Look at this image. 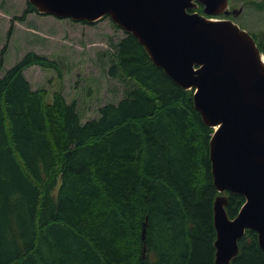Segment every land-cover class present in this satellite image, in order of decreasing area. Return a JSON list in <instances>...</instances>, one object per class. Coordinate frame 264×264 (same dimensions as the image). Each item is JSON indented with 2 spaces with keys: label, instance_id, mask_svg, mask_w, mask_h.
I'll use <instances>...</instances> for the list:
<instances>
[{
  "label": "trees",
  "instance_id": "trees-1",
  "mask_svg": "<svg viewBox=\"0 0 264 264\" xmlns=\"http://www.w3.org/2000/svg\"><path fill=\"white\" fill-rule=\"evenodd\" d=\"M33 12L28 3L17 19ZM124 33L109 68L124 95L85 122L74 100H50L24 75L34 65L60 74L57 61L31 51L4 69L0 58V264H214V201L225 195L232 219L245 199L213 184V128L193 90ZM252 35L264 54V30ZM238 249L231 264H264L254 231Z\"/></svg>",
  "mask_w": 264,
  "mask_h": 264
},
{
  "label": "water",
  "instance_id": "water-1",
  "mask_svg": "<svg viewBox=\"0 0 264 264\" xmlns=\"http://www.w3.org/2000/svg\"><path fill=\"white\" fill-rule=\"evenodd\" d=\"M36 11L75 22L108 17L143 46L152 63L193 90L202 122L213 128L209 158L219 193L245 202L234 218L213 204L214 264H231L246 230L264 250V61L252 35L229 19L228 0H28ZM202 6L203 14L190 12ZM239 14L241 9H234ZM144 233V232H143Z\"/></svg>",
  "mask_w": 264,
  "mask_h": 264
},
{
  "label": "rangeland",
  "instance_id": "rangeland-1",
  "mask_svg": "<svg viewBox=\"0 0 264 264\" xmlns=\"http://www.w3.org/2000/svg\"><path fill=\"white\" fill-rule=\"evenodd\" d=\"M247 1L228 0L229 9H242L233 21L250 34L264 30V8L256 9ZM27 4L28 0H0L3 68L9 69L31 51L57 61L60 74L34 65L24 75L33 89H46L48 99L58 91L67 102L74 100L82 122L98 117L101 106L117 104L126 84L109 74L113 52L110 43L124 37V31L108 17L89 25L33 12L20 21L17 18L23 15Z\"/></svg>",
  "mask_w": 264,
  "mask_h": 264
},
{
  "label": "flooded vegetation",
  "instance_id": "flooded-vegetation-1",
  "mask_svg": "<svg viewBox=\"0 0 264 264\" xmlns=\"http://www.w3.org/2000/svg\"><path fill=\"white\" fill-rule=\"evenodd\" d=\"M232 10H234L233 8H231V9H229V14H222V15H220V16H222V18L223 19H229V20H233L234 18H236L237 16H239L240 15V13L242 12H240L239 14H233L231 11ZM201 14H203V10H202V13Z\"/></svg>",
  "mask_w": 264,
  "mask_h": 264
},
{
  "label": "bare ground",
  "instance_id": "bare-ground-1",
  "mask_svg": "<svg viewBox=\"0 0 264 264\" xmlns=\"http://www.w3.org/2000/svg\"><path fill=\"white\" fill-rule=\"evenodd\" d=\"M263 61H264V58H263Z\"/></svg>",
  "mask_w": 264,
  "mask_h": 264
}]
</instances>
